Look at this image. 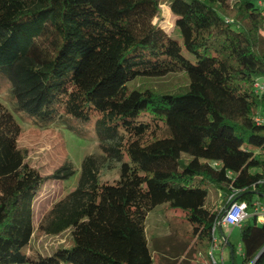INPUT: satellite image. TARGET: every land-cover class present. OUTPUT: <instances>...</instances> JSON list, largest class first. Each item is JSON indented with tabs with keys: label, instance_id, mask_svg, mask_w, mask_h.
Segmentation results:
<instances>
[{
	"label": "trees",
	"instance_id": "obj_1",
	"mask_svg": "<svg viewBox=\"0 0 264 264\" xmlns=\"http://www.w3.org/2000/svg\"><path fill=\"white\" fill-rule=\"evenodd\" d=\"M232 2L0 0V77L11 83L15 111L44 127L60 119L87 126L101 152L85 157L77 187L38 227L50 237L72 230L74 246L31 259L35 198L46 181L75 171L65 164L44 177L30 166L21 125L0 103V264H154L146 220L162 204L185 212L207 257L224 208L264 203V123L255 121L264 95L254 89L264 78V7ZM162 3L182 44L154 23ZM180 72L188 78L181 92L130 86ZM183 154L191 159L181 167ZM108 160L120 163L119 176L101 183ZM211 184L221 210L207 203ZM240 242L239 264H264L255 216Z\"/></svg>",
	"mask_w": 264,
	"mask_h": 264
},
{
	"label": "rangeland",
	"instance_id": "obj_2",
	"mask_svg": "<svg viewBox=\"0 0 264 264\" xmlns=\"http://www.w3.org/2000/svg\"><path fill=\"white\" fill-rule=\"evenodd\" d=\"M260 3V7H264V0H260ZM175 19L176 17L171 13L168 4L162 3L160 13L154 19V23L168 34L175 33V37L182 44L180 32L175 31L174 28ZM262 33L264 35V30ZM182 53L195 62V58L185 49ZM262 79L264 80V78ZM187 84V75L180 72L163 77L138 78L132 81L130 86L148 85L161 92L177 93L183 91ZM0 103L14 113L21 125L18 145L20 148L27 150L28 157L26 161L30 166L38 169L44 177L51 176L65 164H70L72 170L75 171V175L69 180L50 179L39 190L34 201V228L36 233L31 242L30 257L35 259L39 255L51 256L57 248H72L74 246L72 230H67L59 236L50 237L42 234L38 227L54 203L77 187L81 165L85 157L100 155L98 138L93 129L84 126L85 129L80 130L81 127L79 126L81 124L73 120L70 122L68 119H60L44 127L35 124L32 119L27 117L26 113L16 112L15 103L11 98V83L4 77H0ZM190 159V155L183 154L180 166H185ZM123 161H128L127 156L123 157ZM119 168L120 163L117 161L108 160L105 162L100 170V182L112 183L116 181L119 176ZM222 201L223 197L218 190L213 184L209 185L207 203L211 207L215 205L216 209L221 210L224 208ZM146 233L154 264H204L207 261L205 255L196 251L197 238L193 233V226L181 209L171 208L168 204H162L153 209L146 220ZM231 243L236 249L237 259L241 261L242 255L238 251L241 243L240 227L233 228ZM228 250L229 247L225 251L226 264H230ZM214 255L221 263L218 249L215 250ZM24 264L32 263L26 262Z\"/></svg>",
	"mask_w": 264,
	"mask_h": 264
},
{
	"label": "built area",
	"instance_id": "obj_3",
	"mask_svg": "<svg viewBox=\"0 0 264 264\" xmlns=\"http://www.w3.org/2000/svg\"><path fill=\"white\" fill-rule=\"evenodd\" d=\"M254 89L259 95H264V80L256 78L254 82ZM255 121L258 124L264 123V115L259 112L256 114ZM231 198V197H230ZM229 198V200H230ZM255 216L259 224H264V203L256 200L253 202L252 212L248 210V206L244 202H231L223 211L222 216L213 227V241L207 251V261L204 264H224L223 259L218 261L214 255L216 249L224 246L227 240H219L217 237V230L221 227H241L242 224L250 217ZM221 226V227H219ZM240 253H242L241 246H239Z\"/></svg>",
	"mask_w": 264,
	"mask_h": 264
},
{
	"label": "crops",
	"instance_id": "obj_4",
	"mask_svg": "<svg viewBox=\"0 0 264 264\" xmlns=\"http://www.w3.org/2000/svg\"><path fill=\"white\" fill-rule=\"evenodd\" d=\"M234 227H229V228H225L222 227L221 229L217 230V237L219 240H227V243L224 246H220L218 248L219 253H220V259H223L224 264L225 263V251L227 250V247H229L228 250V255L230 256L229 260H230V264H239L240 260L237 259V254H236V249L235 252L233 253V244L231 243V234H232V230ZM233 245V246H232ZM242 254V253H241Z\"/></svg>",
	"mask_w": 264,
	"mask_h": 264
}]
</instances>
